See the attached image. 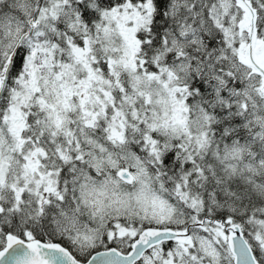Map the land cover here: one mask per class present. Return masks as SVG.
<instances>
[{"label":"snow or ice","instance_id":"obj_1","mask_svg":"<svg viewBox=\"0 0 264 264\" xmlns=\"http://www.w3.org/2000/svg\"><path fill=\"white\" fill-rule=\"evenodd\" d=\"M0 264H264V0H0Z\"/></svg>","mask_w":264,"mask_h":264}]
</instances>
